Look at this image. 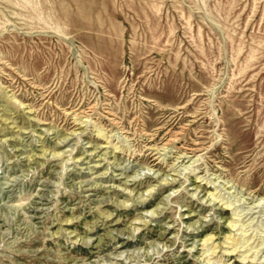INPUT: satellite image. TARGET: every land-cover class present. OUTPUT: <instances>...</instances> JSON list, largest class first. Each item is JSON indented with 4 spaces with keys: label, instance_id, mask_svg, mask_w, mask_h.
<instances>
[{
    "label": "rangeland",
    "instance_id": "374dc122",
    "mask_svg": "<svg viewBox=\"0 0 264 264\" xmlns=\"http://www.w3.org/2000/svg\"><path fill=\"white\" fill-rule=\"evenodd\" d=\"M0 84V264H264V0H0Z\"/></svg>",
    "mask_w": 264,
    "mask_h": 264
},
{
    "label": "bare ground",
    "instance_id": "6f19581e",
    "mask_svg": "<svg viewBox=\"0 0 264 264\" xmlns=\"http://www.w3.org/2000/svg\"><path fill=\"white\" fill-rule=\"evenodd\" d=\"M145 1V0H144ZM254 3V2H253ZM69 4V3H68ZM140 4V3H139ZM70 5V4H69ZM152 5V4H151ZM158 5V4H157ZM37 6V5H36ZM42 15V14H41ZM187 17H189V16H187ZM48 19H50V18H48ZM47 25V24H46ZM192 27V26H191ZM131 28H132V26H131ZM200 29V28H199ZM120 31V30H119ZM150 31V30H149ZM56 32V31H55ZM171 32H172V30H171ZM58 33V32H57ZM201 35V34H200ZM154 37V36H153ZM158 39V38H157ZM262 41V40H261ZM156 42V41H155ZM196 44V43H195ZM254 44V43H253ZM257 50V49H256ZM177 54V53H176ZM251 57V56H250ZM234 58V57H233ZM5 63V62H4ZM177 67V66H176ZM233 77V76H232ZM102 81V80H101ZM1 85V84H0ZM3 86V85H2ZM3 89V91H4V89H5V87H3L2 88ZM8 91V90H7ZM7 91H4V93L6 94V92ZM8 95V94H7ZM12 95V94H11ZM11 95H9V97L11 96ZM10 99H12L13 101L15 100L14 98H13V96H11L10 97ZM18 100L19 99H17L16 100V102H18ZM50 101V100H49ZM22 103V102H21ZM21 103H19V105H22ZM104 104V103H103ZM89 108V107H88ZM106 109V108H105ZM107 111V110H106ZM29 112H31V109H28L27 111H26V113H29ZM76 112V111H75ZM102 114V113H101ZM21 115V117H22V123H20V125H18V124H15V126H18L19 128H22V127H24V128H28V127H33L34 126V124H29V121H31L32 120V117H30L29 116V114H25V112H24V106L23 107H21V114H19L18 116H20ZM75 115H77L78 116V114H75ZM73 117V116H72ZM76 117V116H75ZM36 118V117H35ZM74 118V117H73ZM111 118V117H110ZM133 118V117H132ZM86 119H88V118H86ZM113 119V118H112ZM141 119V118H140ZM6 120V118H4L3 119V121H5ZM37 120H38V122H39V118H37ZM77 121V120H76ZM84 120H81L80 122H83ZM7 122V121H6ZM12 123H15L16 122V118H14V119H12V121H11ZM37 121H36V123H38ZM87 122V121H86ZM94 123V122H93ZM142 123V122H141ZM97 125V124H96ZM100 130V129H99ZM131 131V130H130ZM144 131V130H143ZM101 132V131H100ZM142 132V131H141ZM99 133V132H98ZM189 133V132H188ZM101 134V133H100ZM103 135V134H102ZM98 136V135H97ZM218 136V135H217ZM152 137V136H151ZM67 137L65 136V137H63V138H61V139H59V140H57V142H60V141H63V140H65ZM185 140V139H184ZM201 141V140H200ZM56 142V143H57ZM167 142V141H166ZM169 142V141H168ZM180 143V142H179ZM65 145V144H64ZM179 145V144H178ZM130 147V146H129ZM184 147V146H183ZM177 148V147H176ZM52 149H54V147H52ZM63 149V148H62ZM43 150V149H42ZM130 150V149H129ZM65 151V150H64ZM63 150H61V151H56V150H53V152L51 153V155L52 156H59L60 154H62L63 152H64ZM181 153L182 154H186L188 157H191L192 155H194V153L192 152V151H187V150H184V151H182L181 150ZM189 153H192V154H189ZM202 153V152H201ZM136 154V153H135ZM181 154V156H183ZM180 156V155H179ZM157 157V156H156ZM184 157V156H183ZM70 158H72L73 159V157H70ZM177 159V158H176ZM70 160V159H69ZM178 161H179V159H177ZM178 165V164H177ZM183 165V164H182ZM186 166V165H185ZM187 167V166H186ZM146 168V167H145ZM176 174V173H175ZM167 175V174H166ZM165 175V176H166ZM164 176V178L163 179H160L159 181L160 182H162L161 184H165V183H167V182H169V181H173V180H175V176H172V175H169V176H166V177H168V178H166ZM197 177V176H196ZM133 178V177H132ZM130 180H131V178H130ZM200 182V181H199ZM213 184V183H212ZM213 186L214 185H212V186H210L211 187V189L210 190H207V191H209V194L208 195H206V196H204L203 198L205 199H207V200H209L210 201V203H211V205L214 203V204H217L218 206H219V208L220 207H223V208H226V207H228L229 205H231L230 203H229V201L228 200H223V199H225V197L223 196V195H221V194H219V195H217V192H215V188H213ZM228 186V185H227ZM137 187V186H136ZM153 187L154 186H150V187H148L144 192H141V193H138L137 195H136V199L137 198H140V199H142V200H144L145 198H146V196H149V195H151L152 194V189H153ZM199 187V185H196L194 188L196 189V188H198ZM226 188V187H225ZM122 189V191H124L126 188L125 187H123V188H121ZM132 189H127V190H125V195L128 197L126 200H119V201H115V204L116 205H123V206H127L128 204H129V202L131 201V200H134L133 199V195H134V193L132 194ZM226 192V191H225ZM194 193H196V192H194ZM193 193V194H194ZM171 195V194H170ZM195 196H197L196 194H194ZM253 195V194H252ZM24 197L25 196H23L22 197V199H24ZM27 197V196H26ZM218 197H221L220 199H218ZM21 198V197H20ZM252 198V197H251ZM262 198H264V196H262ZM19 199V198H18ZM26 199V198H25ZM206 199H205V202H207L206 201ZM218 199V200H217ZM166 200H167V198H166ZM221 200H223V202L221 201ZM139 201V200H138ZM204 201V200H203ZM208 201V202H209ZM221 201V203H219ZM258 201H260V200H258ZM257 201V202H258ZM18 202V201H17ZM257 202H256V204H255V206H257L258 204H257ZM262 202V201H261ZM168 203V202H167ZM209 203V204H210ZM17 204H19V203H17ZM233 204V203H232ZM252 204H254V203H252ZM260 204V203H259ZM215 206V205H214ZM229 207H231V206H229ZM250 207H252V206H250ZM250 209V208H249ZM154 211V210H153ZM150 212H152V211H150ZM250 212V211H249ZM254 212V211H253ZM99 213H101V214H104V215H108V213L106 212V211H102V210H99ZM153 213V212H152ZM151 214V213H150ZM237 215H238V213H237ZM139 221V220H138ZM142 222V224H144L146 221H147V219H142L141 220ZM235 221V222H234ZM234 221H227V223H226V225L227 226H229V227H233V226H235V225H238V226H240V225H243V224H245L244 223V221L245 220H243V221H241V219L240 218H237L236 220H234ZM136 222V221H135ZM250 222V221H249ZM250 224V223H249ZM252 225V224H251ZM247 226V225H246ZM135 228H138V227H135ZM239 228V227H238ZM241 228V227H240ZM244 228V227H243ZM232 229V228H231ZM242 231H245V229H243ZM247 232V231H246ZM262 232V231H261ZM233 233H234V231H233ZM223 237L224 238H226L227 239V241H228V239H231L230 240V242H231V245L229 246V248H231L230 250L231 251H234L235 250V248L237 247V245L238 244H240V246H242V245H244V244H246L247 242H248V240H250L251 239V236H248L246 239H244V237H242L241 238V236H237V237H234V236H231V234L230 233H227V234H224L223 235ZM264 237V236H263ZM210 239H212V234H209V235H207V236H205V237H203V242H204V244L209 240L210 242H211V240ZM225 239V240H226ZM222 241V240H221ZM224 241V240H223ZM202 243V242H201ZM219 243H222V242H220L219 240H217L214 244H211L210 246H207L206 247V251H210L208 254H210V255H212V253L214 254V253H216L215 252V250H217L216 248L219 246ZM251 243H253V241H251ZM261 242H259V243H256L255 245H250L249 247H246V249H245V251L243 252V254L244 255H242V257H241V259L243 258V257H246V256H249L250 257V260L252 259H255V256H256V254H257V249H256V251L254 250L252 253H249V255H248V252H249V250H251L252 248H254V247H256L258 244H260ZM263 243V242H262ZM207 244H209V243H207ZM223 244V243H222ZM202 245V244H201ZM228 246V245H227ZM259 247V246H258ZM258 247H256V248H258ZM243 249V250H244ZM237 250V249H236ZM260 250V249H259ZM224 252H228L229 251V249H227V250H223ZM256 252V253H255ZM229 253V252H228ZM220 258V257H219ZM219 258H217V260H215V261H219ZM209 259H210V257H208V258H206L205 259V262H208L209 261ZM242 261V260H241ZM223 264V263H222Z\"/></svg>",
    "mask_w": 264,
    "mask_h": 264
}]
</instances>
